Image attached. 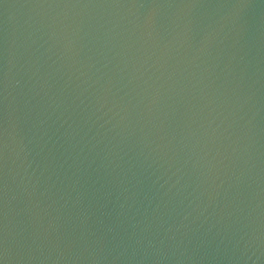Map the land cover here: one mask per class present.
Returning <instances> with one entry per match:
<instances>
[{
    "label": "water",
    "instance_id": "1",
    "mask_svg": "<svg viewBox=\"0 0 264 264\" xmlns=\"http://www.w3.org/2000/svg\"><path fill=\"white\" fill-rule=\"evenodd\" d=\"M0 264H264V0H0Z\"/></svg>",
    "mask_w": 264,
    "mask_h": 264
}]
</instances>
